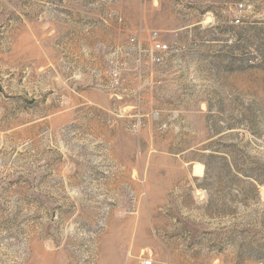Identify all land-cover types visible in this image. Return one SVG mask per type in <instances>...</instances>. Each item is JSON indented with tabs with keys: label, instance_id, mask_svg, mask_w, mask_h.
Instances as JSON below:
<instances>
[{
	"label": "rangeland",
	"instance_id": "rangeland-1",
	"mask_svg": "<svg viewBox=\"0 0 264 264\" xmlns=\"http://www.w3.org/2000/svg\"><path fill=\"white\" fill-rule=\"evenodd\" d=\"M143 260L264 264V0H0V264Z\"/></svg>",
	"mask_w": 264,
	"mask_h": 264
},
{
	"label": "built area",
	"instance_id": "built-area-1",
	"mask_svg": "<svg viewBox=\"0 0 264 264\" xmlns=\"http://www.w3.org/2000/svg\"><path fill=\"white\" fill-rule=\"evenodd\" d=\"M236 22H240L239 19H236ZM152 50L156 53V54H167L168 52H170L171 50V46L169 43L163 42V41H159L157 39L154 40L153 42V46H152ZM162 56L158 58V60H161ZM141 264H152V260H143L141 262Z\"/></svg>",
	"mask_w": 264,
	"mask_h": 264
},
{
	"label": "crops",
	"instance_id": "crops-1",
	"mask_svg": "<svg viewBox=\"0 0 264 264\" xmlns=\"http://www.w3.org/2000/svg\"><path fill=\"white\" fill-rule=\"evenodd\" d=\"M204 170H205V166H204Z\"/></svg>",
	"mask_w": 264,
	"mask_h": 264
}]
</instances>
